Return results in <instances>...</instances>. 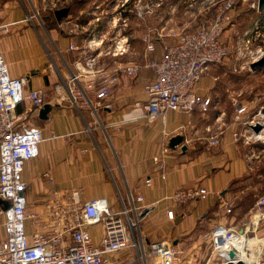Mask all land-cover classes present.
<instances>
[{"label": "crops", "instance_id": "crops-1", "mask_svg": "<svg viewBox=\"0 0 264 264\" xmlns=\"http://www.w3.org/2000/svg\"><path fill=\"white\" fill-rule=\"evenodd\" d=\"M43 1L0 0V25L8 28V32H0V44L10 75L24 76L27 90L41 89L48 105L47 113L42 115L43 107L34 109L29 102L20 103L15 112L25 115L24 122L31 120L39 127L44 139L39 144L38 156L25 162L22 172L29 204L46 198L51 188L81 190L79 199L82 201L105 197L114 210L120 207V197L126 201L129 193L140 195L147 206L142 212L141 232L149 241H171L180 250L184 264H211L213 255L208 257L205 242L209 240L204 235L217 224L231 226L243 237L256 239L253 249L248 250L256 259L263 260L264 218L259 219L255 204L237 203L229 213L225 209L227 203L232 202L231 188L250 169L244 144L235 143L227 131L219 137L217 145H211L209 137L213 133L207 130L210 126L196 120L198 115L205 114L200 110L189 117L170 111L165 123L138 117L132 108L134 102L145 100L143 86L153 80L150 68H141L134 76L119 74L117 82L110 87V95L105 98L111 107L99 109L96 124L89 108L56 103V85L75 71V62L83 55L85 26L82 22L75 24L76 29L82 30L66 29L63 24L73 19L70 9L66 20L58 22L54 11L60 8L49 7L52 0H47L46 4ZM245 13L237 14L248 22L243 27L244 32L255 22H259L264 32V11ZM186 27H189L187 23H181L179 27L156 30L179 31ZM234 29L233 24L222 37L229 46ZM152 36L155 48L150 57L159 60L162 42L155 33ZM174 41L167 39L169 44ZM101 62L102 66L113 68L135 61L107 54ZM205 75L197 84V93L210 97L209 89L217 78ZM89 124L94 128L88 130ZM176 134H183V141L170 148L167 141ZM182 145L186 146L184 152ZM154 156L164 160L163 170H157ZM45 172L52 176L53 185L47 184ZM147 177L151 178L150 186L144 183ZM189 187L205 188L209 196L176 205L170 198L172 193ZM5 206L6 202L0 200V207ZM169 210L173 211L172 218L167 216ZM100 230V225L89 228L95 237ZM4 237L0 217V240ZM118 256L121 264H127L125 252Z\"/></svg>", "mask_w": 264, "mask_h": 264}, {"label": "built area", "instance_id": "built-area-1", "mask_svg": "<svg viewBox=\"0 0 264 264\" xmlns=\"http://www.w3.org/2000/svg\"><path fill=\"white\" fill-rule=\"evenodd\" d=\"M251 7L260 12L258 0L252 2ZM233 9L234 1L226 0L212 18L193 28L167 32L149 29L142 38L144 48L140 61L113 68L99 63L105 34L95 35L84 46L92 52L83 50V55L75 62V71L56 85V103L89 108L96 124L99 109L111 107L105 98L110 95V87L117 82L119 74L134 76L141 68H150L153 80L143 86L145 100L134 102L132 108L138 117L165 123L170 111L188 117L196 110L206 113L211 99L197 93V84L209 68L223 64L229 57L228 43L222 37L234 24ZM258 23L237 38L238 66L232 69H250L252 63L264 57V46L252 47L256 40L264 39ZM0 32H8L7 25H0ZM153 33L162 42L159 60L150 57L155 48ZM171 38L175 41L167 43ZM110 41L106 54L119 57L128 52L130 44L126 35L118 33ZM70 49L75 48L70 46ZM26 83L24 76L10 75L0 44V200L6 202L5 207H0L5 234L0 240V264H121L118 255L122 252L126 253L127 264H184L180 250L171 241H149L141 232L142 212L147 209L143 196L129 193L126 201L120 197V207L114 210L105 197L82 201L79 199L81 190L51 188L46 198L29 204L22 172L25 162L38 156L39 144L44 139L39 127L31 120L24 122L25 115L15 112L22 102H29L32 108L40 110L45 99L41 89L27 90ZM246 112V106L235 105L234 120L238 127H233L231 139L244 145L264 144V108L243 122L240 116ZM257 125L260 128L255 131L253 127ZM93 128V124L87 126L88 130ZM219 141L218 133L210 135L211 145H217ZM166 151L164 148L163 152ZM153 162L157 170L165 168L160 156H154ZM43 176L49 186L54 184L49 172ZM144 183L150 186L151 178L147 177ZM208 196L209 191L205 188L189 187L176 189L170 198L176 205H184ZM231 207L232 202L227 203L226 213ZM255 207L259 219L264 218V195L259 197ZM167 216L172 218L173 211H167ZM94 225L101 226L96 237L89 231ZM241 235L233 227L222 224L215 225L204 235L218 257L214 264L230 260L225 247L233 245ZM246 251L250 261L242 264H264V259H256L248 249ZM237 261L232 259L234 263Z\"/></svg>", "mask_w": 264, "mask_h": 264}, {"label": "rangeland", "instance_id": "rangeland-1", "mask_svg": "<svg viewBox=\"0 0 264 264\" xmlns=\"http://www.w3.org/2000/svg\"><path fill=\"white\" fill-rule=\"evenodd\" d=\"M226 0H52L49 7H68L73 18L69 23H64L66 29H76L75 24L85 26V40L95 38L99 33L105 34L104 46L100 47L102 58L107 54L108 45L116 34L126 35L129 41V50L124 57L126 60L137 61L141 59L143 49V35L149 29H164L179 27L181 23L193 28L200 22L209 20L219 11L220 5ZM234 29L229 47V60L223 64L211 67L206 75L217 78L212 81L209 89L211 99L210 107L205 114L198 115L197 119L203 125L210 126V132L218 133L219 137L232 132L235 124V105L240 103L247 107V112L240 116L241 121L246 122L260 109L264 108V70L252 71L249 68L232 69L233 64L238 66L235 55L234 41L244 32L243 27L248 24L244 17H238V12L255 11L251 4L257 0H233ZM46 4L47 0L43 1ZM52 13V12H51ZM245 13V14H246ZM54 18V17H53ZM66 20L65 18L62 21ZM53 21H55L53 19ZM61 21V22H62ZM83 22V23H82ZM54 22L51 23L53 26ZM251 28L253 26H250ZM246 31H251V28ZM72 32V31H71ZM262 32V29L260 30ZM156 35V34H155ZM264 46L263 40H256L253 48ZM94 48V47H92ZM89 51L88 49H83ZM109 56V55H108ZM231 57V58H230ZM205 75V76H206ZM219 117V118H218ZM245 146V153L249 156L250 169L248 174L231 188L232 206L241 203L248 206L255 204L260 196L264 195V144L260 142L250 143ZM247 160V161H248ZM234 203V205H233ZM232 207V208H233ZM243 208V207H242ZM249 239V238H246ZM250 241V240H247ZM255 241L248 242L252 246ZM242 246L243 253L246 243ZM241 244V243H239ZM208 257L213 255L211 264L218 261L217 255L212 251L210 243L205 242ZM248 254V251H246ZM254 252V251H253ZM254 257V256H253ZM254 259V258H253Z\"/></svg>", "mask_w": 264, "mask_h": 264}, {"label": "water", "instance_id": "water-1", "mask_svg": "<svg viewBox=\"0 0 264 264\" xmlns=\"http://www.w3.org/2000/svg\"><path fill=\"white\" fill-rule=\"evenodd\" d=\"M258 11L262 12L264 11V0H258ZM68 12H69V8L68 7H64V8H60V9H57L54 11V14H55V17H56V20L58 22H61V20L63 18H65L67 15H68ZM250 69L252 71H257V70H260V69H263L264 70V57L260 60H258L257 62H254L250 65ZM48 111V105H44L43 108L41 109V115L42 114H46ZM259 126H254L253 129L255 131H258L259 130ZM183 141V134H176L174 136H171L168 141H167V145L170 147V148H174L175 146L181 144V142ZM181 150L184 152L186 150V146L185 145H182L181 146ZM145 212V211H144ZM228 256L230 258L229 261H227L226 263L224 264H242V261H237V262H232V259L235 258V252L233 250H229L228 251Z\"/></svg>", "mask_w": 264, "mask_h": 264}, {"label": "bare ground", "instance_id": "bare-ground-1", "mask_svg": "<svg viewBox=\"0 0 264 264\" xmlns=\"http://www.w3.org/2000/svg\"><path fill=\"white\" fill-rule=\"evenodd\" d=\"M247 240H250V242H251V241H255L256 239H246L245 237H243L241 235L234 241L233 245L232 244L227 245L225 248H226L227 252L229 250H233L235 252V259L240 260V261L245 262V263H248L250 261V258L247 256L246 250H245V253H243L242 246H240L241 249L238 246V245H245L242 243V242H245L247 245L246 249H253V247L255 246V242L253 243L252 246H249V243ZM239 243H241V244H239Z\"/></svg>", "mask_w": 264, "mask_h": 264}, {"label": "trees", "instance_id": "trees-1", "mask_svg": "<svg viewBox=\"0 0 264 264\" xmlns=\"http://www.w3.org/2000/svg\"><path fill=\"white\" fill-rule=\"evenodd\" d=\"M262 173H264V171Z\"/></svg>", "mask_w": 264, "mask_h": 264}]
</instances>
